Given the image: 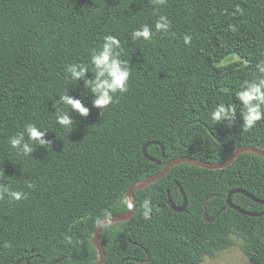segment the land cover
Masks as SVG:
<instances>
[{
    "label": "trees",
    "instance_id": "obj_1",
    "mask_svg": "<svg viewBox=\"0 0 264 264\" xmlns=\"http://www.w3.org/2000/svg\"><path fill=\"white\" fill-rule=\"evenodd\" d=\"M160 15L170 21L167 33L155 32ZM143 24L153 29L152 39L132 40ZM108 34L121 41L131 75L128 91L114 94L102 110L93 106L84 80L69 81L65 68L84 63L92 77L91 50ZM261 61L264 0H166L159 6L151 0H0V183L26 193L20 201L0 200V264H93V230L101 218L128 208L132 182L178 156L220 162L239 146L264 150V120L244 130L239 122L210 119L220 102L239 106L235 92L256 78ZM66 93L90 109L87 117L70 113L72 130L57 124L60 105L53 107ZM28 123L48 129L51 143L34 145L24 156L9 140ZM149 141L163 145L164 155L158 144L147 147L159 163L142 154ZM176 182L187 198L182 212L167 203V191L175 205L182 203ZM237 188L264 200V157L244 151L221 169L171 166L134 190L131 217L102 228L103 264H200L229 246L230 235L243 241L249 261L264 264V214L247 216L226 205ZM231 200L264 211L244 194ZM222 208L212 222L203 219L204 210L212 217Z\"/></svg>",
    "mask_w": 264,
    "mask_h": 264
},
{
    "label": "clouds",
    "instance_id": "obj_2",
    "mask_svg": "<svg viewBox=\"0 0 264 264\" xmlns=\"http://www.w3.org/2000/svg\"><path fill=\"white\" fill-rule=\"evenodd\" d=\"M154 5H162L166 0H151ZM236 11L243 12L239 7ZM155 32L167 33L170 28V21L167 16L160 15L156 20ZM153 37V29L143 24L140 28L134 29L131 32L132 40L150 41ZM184 43H191V36H184ZM121 41L114 35L108 34L103 37V42L98 49L91 50L90 62L91 72L94 74L88 77L90 71L89 66L84 63H72L66 66V78L69 81L76 83L81 79L84 80L85 89L90 91L93 96V106L100 109H105L113 103L114 94L117 92L125 93L128 91V82L131 75V70L127 61L121 59ZM258 74L253 80H245L240 86V89L235 92V98L240 101L239 106L233 101L225 104L218 103L210 113V119L214 124L229 122H239L244 130L252 129L258 121L264 120V61L256 65ZM60 108L55 111L56 122L64 129L72 130L75 125L70 113H78L82 117H87L90 109L82 102L80 98L69 95L68 93L59 96L58 101L53 102V107L56 104ZM66 106L71 111H65ZM239 115L242 120H238ZM49 130L28 123L22 131L10 137L9 143L13 149H16L18 154L27 156L33 153L34 145L45 146L51 142L47 139ZM27 138V139H26ZM5 173H0V179H3ZM33 187L31 183L27 185ZM7 196L12 201H20L26 198V193L20 190H13L8 184L0 183V200ZM147 210L150 207V201L146 199L143 204ZM147 215V211L145 212ZM66 239L71 241L70 237ZM5 247L9 245L5 244Z\"/></svg>",
    "mask_w": 264,
    "mask_h": 264
},
{
    "label": "water",
    "instance_id": "obj_3",
    "mask_svg": "<svg viewBox=\"0 0 264 264\" xmlns=\"http://www.w3.org/2000/svg\"><path fill=\"white\" fill-rule=\"evenodd\" d=\"M150 144H158L161 148L162 155H164L163 145L157 141L146 142L142 147V154L146 159H148L152 162L159 163V161L157 159L151 157L147 153V147ZM244 151H250V152L256 153V154L264 157V150L257 148L255 146H252V145H244V146H239V147L235 148L226 159H224L220 162H205L203 160L193 158L190 156H178V157L169 159L160 171H158L154 174L148 175L147 177H145L143 179L136 180V181L132 182L126 191L127 200H128V208L123 212L111 214V215H108V216L101 218L98 221L95 229L93 230L92 241H93V244H94V246L97 250V254H98V259L93 264H103L104 263L105 251H104V249L101 245V242L99 240V233L102 230V228L108 223L125 220V219H127L133 215L135 208H136L135 196H134V190L135 189H143L145 186H147L151 182H154L157 179L161 178L162 176H164L168 172L169 168L173 165H176V164H179L182 162H187V163H190V164L202 167V168H206V169H221V168H224V167L230 165L238 157V155ZM176 185H177V187L181 193L182 203H181V205H175L174 202L172 201V198H171L169 191H167V203L169 204V206L171 207L172 210H174L176 212H182V211H185V209H186L187 198H186V195H185L183 189L181 188L180 184L178 182H176ZM234 193L244 194L245 196L249 197L253 201L264 205L263 199H260L256 196H254L253 194L249 193L248 191H246L244 189H240V188L233 189V190H230L228 192L227 199H226V205L235 209L239 213H241L243 215H247V216H260V215L264 214V211H259V212L249 211V210H245V209L235 205L231 200V197ZM208 199H209V197H207L204 200V208L206 206ZM222 211H223V208L221 210H219L215 216L208 217L206 211L204 210L203 219L207 222H212L216 218V216H218ZM58 261H60V259L54 260L53 263H56ZM27 264H29V263H27Z\"/></svg>",
    "mask_w": 264,
    "mask_h": 264
},
{
    "label": "rangeland",
    "instance_id": "obj_4",
    "mask_svg": "<svg viewBox=\"0 0 264 264\" xmlns=\"http://www.w3.org/2000/svg\"><path fill=\"white\" fill-rule=\"evenodd\" d=\"M230 245L216 251L213 256H205L200 264H253L243 252V241L234 236H229Z\"/></svg>",
    "mask_w": 264,
    "mask_h": 264
}]
</instances>
